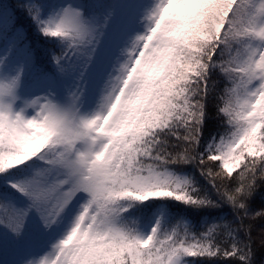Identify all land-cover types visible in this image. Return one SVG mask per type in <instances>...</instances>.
I'll use <instances>...</instances> for the list:
<instances>
[{"label": "snow or ice", "instance_id": "6c2138e0", "mask_svg": "<svg viewBox=\"0 0 264 264\" xmlns=\"http://www.w3.org/2000/svg\"><path fill=\"white\" fill-rule=\"evenodd\" d=\"M258 192L264 0H0V264H256Z\"/></svg>", "mask_w": 264, "mask_h": 264}, {"label": "trees", "instance_id": "16d2710c", "mask_svg": "<svg viewBox=\"0 0 264 264\" xmlns=\"http://www.w3.org/2000/svg\"><path fill=\"white\" fill-rule=\"evenodd\" d=\"M262 200H264V194L258 192L254 200L252 201V206L254 208L260 207ZM174 212H179L180 214H188L189 218L192 220L193 224H199L202 223L205 219L209 217V214L211 215H217V214H226L228 212V209H224L223 213H218L214 210H207V211H192L190 213H185L182 208H173ZM261 225H264V221L257 220L255 222V227L253 229V237L255 238L258 235L259 228ZM256 248V264H264V248L259 247V242L257 240L256 245H254ZM9 258V257H8ZM3 259L2 254H0V260ZM218 264H223L222 261L218 262Z\"/></svg>", "mask_w": 264, "mask_h": 264}, {"label": "rangeland", "instance_id": "374dc122", "mask_svg": "<svg viewBox=\"0 0 264 264\" xmlns=\"http://www.w3.org/2000/svg\"><path fill=\"white\" fill-rule=\"evenodd\" d=\"M15 257L12 255H9V259H14Z\"/></svg>", "mask_w": 264, "mask_h": 264}]
</instances>
